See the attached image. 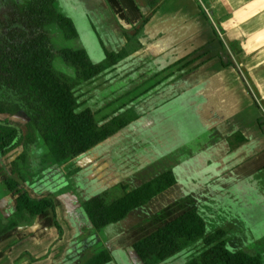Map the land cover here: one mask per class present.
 Segmentation results:
<instances>
[{
  "label": "crops",
  "instance_id": "obj_1",
  "mask_svg": "<svg viewBox=\"0 0 264 264\" xmlns=\"http://www.w3.org/2000/svg\"><path fill=\"white\" fill-rule=\"evenodd\" d=\"M103 1L113 21L105 29L118 26L123 33H119L123 46L109 51L126 49L129 57L92 85L91 96L97 95V99L103 79L109 80L103 87L114 84L120 95L99 106L93 98L91 105L84 106L97 114L98 121L133 110L139 118L135 122V127H140L135 129L139 152L149 149L152 157L162 154L174 158L182 150L183 162L176 165L173 159L168 167L174 168L169 170L174 172L177 184L122 222L98 232L87 230L80 221L81 211L72 214V207L107 193L122 179L118 174L127 173L115 161L123 150L120 142L125 129L73 160L75 166L43 168L42 176L23 181L11 168V177L20 182L23 192L34 199H53L56 211H47L31 223H21L2 234L0 262L6 258V264H85L98 253L109 251L113 258L109 264H143L133 245L192 209L206 221L208 233H226L229 251L264 257V131L259 124L264 110V0ZM59 2L78 29L85 44L82 49L90 54L89 47L97 44V39L106 46L105 35L95 31L87 10L80 11L69 0ZM85 4L79 5L88 8ZM145 18L149 23L135 31ZM134 42L139 49L129 48ZM223 43L236 61L234 65H225L229 59L223 57ZM233 46L238 53L232 52ZM103 58L102 52L100 58L92 59L99 62ZM178 61L188 62L185 68L191 66L179 97H167L159 91L152 98L151 112L144 109V99L135 109L116 110L109 117L100 114L107 105L144 86ZM193 61L199 63L194 65ZM17 155L18 151L13 152L11 160ZM79 193L83 201L78 202L75 195ZM15 208L13 193L11 200L0 203L5 218L13 220ZM189 255L183 252L163 264H186Z\"/></svg>",
  "mask_w": 264,
  "mask_h": 264
},
{
  "label": "trees",
  "instance_id": "obj_2",
  "mask_svg": "<svg viewBox=\"0 0 264 264\" xmlns=\"http://www.w3.org/2000/svg\"><path fill=\"white\" fill-rule=\"evenodd\" d=\"M202 13L208 18L204 8ZM149 21L143 19L135 31ZM14 22L18 26L8 30L0 47V116H21L27 123L21 128L0 117V157L19 146L30 148L42 143L47 149L45 162L62 165L107 142L139 119L133 110H126L107 121H98L97 114L85 108L76 95L82 84L105 75L127 59L126 49L109 51L99 39L104 55L99 62L85 49L56 50L46 33L47 27L59 26L66 40L78 38L79 34L72 19L56 9L54 0L30 1ZM231 50L238 53L234 46ZM57 57L74 70L73 76L55 70ZM228 59L225 65H234L230 55ZM188 65L187 62L184 67ZM259 124L264 131V115ZM25 158L26 154L21 159ZM14 172L21 181L24 179L21 170ZM176 184L174 172L167 170L132 190L121 184L120 196L108 201V193H104L87 201L83 209L91 229L99 232L122 222ZM20 185L13 178L6 181L8 190L16 197V212L13 220L0 227V236L21 223H31L47 211H56L53 199H33ZM56 226L60 229L58 223ZM207 231L206 221L192 209L137 241L133 249L143 264H163L183 252L190 253L186 264H264L260 253L229 251L224 231ZM112 259L109 251H102L85 264H109Z\"/></svg>",
  "mask_w": 264,
  "mask_h": 264
},
{
  "label": "rangeland",
  "instance_id": "obj_3",
  "mask_svg": "<svg viewBox=\"0 0 264 264\" xmlns=\"http://www.w3.org/2000/svg\"><path fill=\"white\" fill-rule=\"evenodd\" d=\"M69 1L73 7L79 8L80 11L87 10L86 15H87V17H90L91 20L93 19L92 24H93V27H94V25L96 26V28H94L95 31L97 29V31H99V33H100L99 35H102V36L105 35L106 48L108 50L120 49L123 46V42L120 41L122 37L121 38L119 37V33L121 34L122 32H120L121 30L118 26H115L114 29L113 28L105 29L106 26H109V24L112 20L110 19L109 12L107 11V7L104 4L103 0H69ZM158 1L161 2L163 0H158ZM84 2H86L85 7L88 6V8H84V5H79V4L84 3ZM89 2H90V4H89ZM60 5H61V2H58L57 6L59 7ZM83 14H85V13H83ZM53 34H54V37L52 38V42H53L56 50H62V49H67V48H69V49L81 48L82 49L83 46L85 45V44H83V42L80 38H78L74 41H71V42L67 41L56 28L53 29ZM134 34L135 33L132 31L131 36L133 38L135 37ZM96 42H97V44L96 43H94L93 45L91 44V46L89 47L90 52H91L90 53L91 57L94 60L97 58H100L101 54L103 52L101 45L99 43V39H97ZM130 47L133 50L140 48L138 43H135V42L132 45H130L129 48ZM228 55H230V51L225 46L223 57L227 58ZM178 62L175 65L168 67L166 70H163L159 75L153 77L144 86H139L137 89H134V91L132 90V92L130 91L129 93L124 94L125 96L114 101L112 104L110 103V105L106 106L107 110L106 111L102 110L101 111L102 113H100V114H107V116L109 117L110 113L112 114V112L116 111V110L117 111L123 110V109L125 110V109H127L126 107H132L133 109H135L137 104L141 105V101H143L144 99H146L145 103L147 106V108H144V109L147 112H151L152 109L154 108V107H152L153 106L152 105V98L157 96L159 94L158 93L159 91H161L160 94H165L167 97H170V96L172 97L173 95H175L176 97H179L183 88H184V80L186 77L185 75H187L189 68L191 69V66L188 68H185L184 66H185L186 62H184V63H178ZM192 63H194V65H196L199 63V61L198 62L193 61ZM234 63H236V61ZM54 68L56 71H59V72L62 71L68 75L74 74V71L71 68L65 66V64L63 63V61L59 57L55 60ZM123 79H125V78H123ZM99 80H101V79H99ZM103 80L98 85L101 88L100 92L98 93L99 94L98 99L96 98L97 95L95 97H94V95L91 96V93L94 90V88L92 87V85L94 83L82 85V87H80L77 90V95L81 98V101L84 102L85 106L90 104L91 100L93 98H95L97 100L96 104H97V106H99V105H103L104 102H108L110 100V98H115L116 96L120 95L121 92H119V88L114 87V84H112L108 87L107 86L103 87L104 85H107L109 83V80H105V81H103ZM115 81L120 82V79L118 77H116ZM121 81L123 82L124 80H121ZM135 83H136V81L134 78L132 85L134 86ZM175 84H177V86H174ZM122 88L124 89L123 85H122ZM110 89H113V91L109 92ZM157 105H158V102L156 103L155 109H157ZM262 113L264 115V110L262 111ZM106 117L104 118V120L108 118V117L107 118ZM5 118H7V117H5ZM6 121L15 122L19 125L23 124L22 122H20V120L14 119V118H7ZM135 126H136V123H134L133 125H131L127 129H125L122 136H121L122 140L120 142V145L123 144V150L119 154V157H117L115 159V161L119 164V167L123 166V168H121V169H123L124 171L126 170L127 173L118 174V176L121 177L122 179L120 181L118 180L116 186L114 185L110 189H108V191H107L108 201H110V200L114 199L115 197L120 196L122 194L121 188H120L121 184H126L128 186V190H130L132 188H135L140 183H144V182L148 181L149 179H151V178H153V177H155V176H157V175H159V174H161V173H163L169 169H174V168H168L171 166L173 159L175 160L174 164H176V165L183 162V157H182L183 151L182 150L177 151L176 156H174V158L168 157V156H165L162 154L159 155L158 158L152 157L151 156L152 151H150L149 149H144L143 152L137 151L136 150V143H135V131H137V130H135V129H140V127L138 126L136 128ZM143 131L149 132V130H143ZM146 143H148V142H146ZM38 147L40 149L44 150V153L42 154V158H43L47 153V149L43 146L42 143H39ZM8 161H11V154L8 156V158H5V162H8ZM69 162H67L68 163L67 165H69V167L75 166V163H73V162L69 163ZM112 162H114V161H112ZM19 164L21 165V163H19ZM65 164L66 163L60 165L59 167L64 168ZM41 165H43L42 168H44V167L48 168L50 166V163H45V164L41 163ZM28 166H29V169L32 173V170H31L32 166L30 165V163H28ZM136 166H138V168H135ZM138 170H141L142 173L141 172L139 173ZM7 177H8L7 172L0 171V195H2L0 197H2V199L8 198L9 200H11V195L9 194V192L7 191V189L5 188V185H4V183H5L4 180H6ZM115 179H116V177L112 178L113 183L116 182ZM9 210H11V209H9ZM9 212H11V211H9ZM5 216L6 215L1 213V211H0V227L1 228L4 227L8 221L11 220V217L5 218ZM5 261H6V258H5V260L4 259L1 260L0 264H6Z\"/></svg>",
  "mask_w": 264,
  "mask_h": 264
},
{
  "label": "flooded vegetation",
  "instance_id": "obj_4",
  "mask_svg": "<svg viewBox=\"0 0 264 264\" xmlns=\"http://www.w3.org/2000/svg\"><path fill=\"white\" fill-rule=\"evenodd\" d=\"M30 1H33V2H36V1H39V0H0V47H3V42L5 40V35L6 33H8L9 29L11 28H15L16 26H18V24H16L14 21L16 20L17 18V15L21 13V9H23L25 7V5H27ZM59 0H54V6L56 7V9L62 13V14H65L67 15L66 13H64V11L61 9V5L58 7L57 4H58ZM68 16V15H67ZM69 17V16H68ZM70 18V17H69ZM73 21V20H72ZM74 23V21H73ZM75 25V23H74ZM76 27V25H75ZM57 29L61 34L62 36L64 37L63 35V32L61 31V29L59 28V26H57L56 24H52L50 25L49 27L46 28V33L48 34V36L50 37V39L52 40V38L54 37V34H53V29ZM77 29V27H76ZM78 31V29H77ZM79 34V33H78ZM79 38V37H78ZM78 38H75V39H72V40H67V41H74ZM77 50V49H76ZM58 58V57H57ZM56 58V59H57ZM60 58V57H59ZM62 60V59H61ZM64 63V62H63ZM66 66V65H65ZM68 67V66H67ZM70 68V67H69ZM72 69V68H71ZM73 70V69H72ZM74 71V70H73ZM109 71V70H108ZM62 72V71H61ZM0 75H2V72H0ZM74 75V74H73ZM73 75H70V76H73ZM102 77V76H101ZM100 77H98L97 79L95 80H98ZM95 80L91 81V82H88V83H84L82 85H85V84H90V83H93ZM82 85L80 87H82ZM78 87L76 89V95H77V90L80 88ZM78 96V95H77ZM79 97V96H78ZM80 98V97H79ZM80 101H81V98H80ZM82 102V101H81ZM84 104V102H82ZM85 105V104H84ZM126 111V110H125ZM2 117L1 119L2 120H5V122L7 123H10L12 125H17L18 127H21L23 128L26 123H27V120L24 118V117H21V116H17V115H3V116H0ZM14 118V119H18L20 120V122H22L23 124L19 125L15 122H8L6 121L7 118ZM39 144H36V145H32L30 146V148H26V147H23V146H19L13 150H11L10 152H8L7 154H5L3 157H0V166L1 168H3V171L7 172L8 174V177L6 178L5 180V188L7 189V191L9 192V194L11 195V192L8 190L7 186H6V181L9 179V178H12L11 177V168L13 169V173H15V169H20L21 171L24 172V179L26 177L28 178H38L39 176H42V166L41 163L45 164V163H50V166L48 168H51V167H55V168H60L59 166L60 165H56L54 162H45V157L46 155L42 158V154L44 153V150L43 149H40L38 147ZM18 151V155L11 161H8V162H5V158H8V156L10 154H12L13 152H16ZM90 152V151H89ZM87 152V153H89ZM85 153V154H87ZM26 154V158L25 160H22L21 158L23 157V155ZM83 154V155H85ZM79 157V156H78ZM76 157V158H78ZM76 158L70 160V162H72L73 160H75ZM37 162V165L35 164V162ZM69 162V161H68ZM69 162V163H70ZM21 163V165L19 164ZM28 163H30V165L32 166L31 170H32V173L30 171V169H26V168H29L28 166ZM16 164V166H15ZM68 163L66 162L65 165H67ZM64 165V166H65ZM45 168V167H44ZM21 173V172H20ZM32 175V176H31ZM23 179V180H24ZM22 180V181H23ZM21 186V185H20ZM29 194V193H28ZM14 195V194H13ZM65 195H68L69 196V192H67ZM2 196V195H0ZM31 197V196H30ZM71 197H74L72 195H70V198ZM75 197H77V201L79 202V200L83 201L82 199V196L81 194H77L75 195ZM46 198V197H45ZM34 199V198H33ZM3 201L2 197H0V203ZM86 202H83L81 204H78L76 206H73L72 209L74 211H72V214H74L75 210H79V211H82L81 209H83V206ZM11 211V210H10ZM81 213V212H80ZM82 215V213H81ZM82 217V216H81ZM81 224L82 225H86L85 224V219L82 217L81 218ZM89 221V220H88ZM89 227H90V224H89ZM91 228V227H90Z\"/></svg>",
  "mask_w": 264,
  "mask_h": 264
},
{
  "label": "water",
  "instance_id": "obj_5",
  "mask_svg": "<svg viewBox=\"0 0 264 264\" xmlns=\"http://www.w3.org/2000/svg\"><path fill=\"white\" fill-rule=\"evenodd\" d=\"M34 162H35V164L37 165V162H36V161H34ZM81 213H82V217L86 220V221H85L86 229L89 230V228H90V227H89V221H88V218H87V215H86L84 209L81 211Z\"/></svg>",
  "mask_w": 264,
  "mask_h": 264
}]
</instances>
